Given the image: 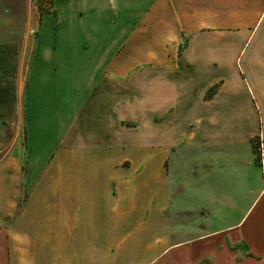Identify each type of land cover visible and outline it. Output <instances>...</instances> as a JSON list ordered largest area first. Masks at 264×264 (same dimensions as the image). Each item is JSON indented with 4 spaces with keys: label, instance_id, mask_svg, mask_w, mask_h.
<instances>
[{
    "label": "crops",
    "instance_id": "crops-1",
    "mask_svg": "<svg viewBox=\"0 0 264 264\" xmlns=\"http://www.w3.org/2000/svg\"><path fill=\"white\" fill-rule=\"evenodd\" d=\"M22 4L0 264H264V0Z\"/></svg>",
    "mask_w": 264,
    "mask_h": 264
},
{
    "label": "rangeland",
    "instance_id": "rangeland-1",
    "mask_svg": "<svg viewBox=\"0 0 264 264\" xmlns=\"http://www.w3.org/2000/svg\"><path fill=\"white\" fill-rule=\"evenodd\" d=\"M22 2L24 3L25 0H0V7L1 4L3 5L2 9H0L1 34L13 36V39L16 41H19L21 38L22 32L19 30L25 23V18L29 13L25 5L23 8ZM50 2L51 0H30V6L32 9L35 7L34 9L39 13L40 11L49 9ZM3 111L0 110V158L7 155L9 151L15 154H20L23 151L21 113L17 112L15 116H10V113ZM16 132H18V138L15 145L13 137ZM12 143L14 146H11ZM258 147L259 143L257 142L255 145L256 153L259 152ZM241 248L244 254H251L249 247L242 245Z\"/></svg>",
    "mask_w": 264,
    "mask_h": 264
}]
</instances>
